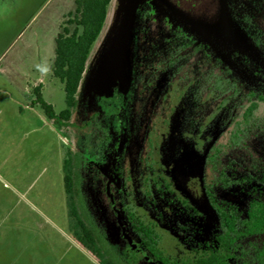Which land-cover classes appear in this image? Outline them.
I'll list each match as a JSON object with an SVG mask.
<instances>
[{
    "label": "rangeland",
    "instance_id": "obj_1",
    "mask_svg": "<svg viewBox=\"0 0 264 264\" xmlns=\"http://www.w3.org/2000/svg\"><path fill=\"white\" fill-rule=\"evenodd\" d=\"M76 1L0 0V264H100L69 233L62 162L78 148L91 164V213L110 243H135L100 192L107 179L121 189L115 171L122 165L160 248L181 259L218 225L206 197L211 148L234 142L224 164L236 173L264 168V0H112L65 133L30 103L41 86L57 114L65 109L50 68ZM116 94L124 105L117 123L101 116L98 103ZM148 139L174 192L199 215L188 216L168 196L144 195L140 158ZM213 192L246 213L247 190Z\"/></svg>",
    "mask_w": 264,
    "mask_h": 264
},
{
    "label": "trees",
    "instance_id": "obj_2",
    "mask_svg": "<svg viewBox=\"0 0 264 264\" xmlns=\"http://www.w3.org/2000/svg\"><path fill=\"white\" fill-rule=\"evenodd\" d=\"M111 1L77 0L74 13L65 17L60 26L50 71L52 77L63 85L65 109L57 114L43 99L42 87L33 89L30 109L39 108L58 132L66 133L73 127L71 122L77 110L79 88L87 70L90 51L103 29ZM98 103L101 116L108 121L114 119L116 123L120 120L124 109L120 95L101 98ZM256 110V104L249 106L244 113V123ZM98 116L99 113L92 119ZM77 150L67 149L62 162L69 233L76 244L100 264H264V168L256 170L257 167L253 166L245 174H239L232 166L227 167L224 160L235 150L234 142L214 145L206 158L212 190L206 193V197L218 221L213 237L208 242L196 245L178 260L170 258L160 248L157 228L148 224L138 212L133 203L131 178L127 168L122 165L115 171L122 181L121 189L117 190L114 182L107 179L100 192L104 193L107 210L116 213L115 217L118 216L123 227L129 229L136 244L110 243L104 225L91 213L87 196L91 164L84 156L83 149ZM159 155L158 147L155 149L148 139L145 153L140 158L144 195L147 198L155 194L161 198L168 196L171 198L169 200L181 205L188 216L199 215L174 192L172 183L164 175ZM236 188L247 190L245 214L230 203L218 201L213 192L214 189L229 191Z\"/></svg>",
    "mask_w": 264,
    "mask_h": 264
},
{
    "label": "crops",
    "instance_id": "obj_3",
    "mask_svg": "<svg viewBox=\"0 0 264 264\" xmlns=\"http://www.w3.org/2000/svg\"><path fill=\"white\" fill-rule=\"evenodd\" d=\"M43 96V95H42Z\"/></svg>",
    "mask_w": 264,
    "mask_h": 264
}]
</instances>
